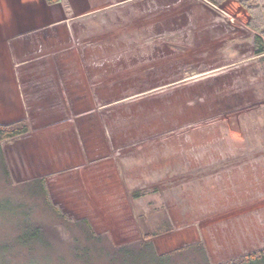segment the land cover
Masks as SVG:
<instances>
[{"label": "rangeland", "instance_id": "obj_1", "mask_svg": "<svg viewBox=\"0 0 264 264\" xmlns=\"http://www.w3.org/2000/svg\"><path fill=\"white\" fill-rule=\"evenodd\" d=\"M132 2L88 22L99 26L96 34L78 36L59 25L61 0H0V125L28 126L2 143L9 179L0 169V241L24 226L21 206L35 207L29 220L51 233L52 253L37 257L44 264H82L70 250L80 232L69 223L83 220L114 246L166 224L172 230L154 239L159 254L204 246L208 262L193 249L169 264H225L264 249V171L256 167L264 157V52L255 54L264 24L247 26L249 13L236 0H192L186 13L175 0ZM164 4L168 12L157 13ZM153 17L171 32L157 33ZM90 37L102 47L84 55L79 39ZM61 107L74 113L56 115ZM56 119L50 138L64 143L37 151L45 124ZM114 134L119 147L111 149ZM67 158L78 163L59 167ZM90 161L100 179L79 169ZM111 172L117 179L106 178ZM39 179L63 219L34 197ZM5 262L27 264L19 252Z\"/></svg>", "mask_w": 264, "mask_h": 264}, {"label": "trees", "instance_id": "obj_2", "mask_svg": "<svg viewBox=\"0 0 264 264\" xmlns=\"http://www.w3.org/2000/svg\"><path fill=\"white\" fill-rule=\"evenodd\" d=\"M46 4L53 5L60 0H44ZM214 6L220 5L224 1L228 0H206ZM239 5L249 13V21L247 26L252 28H259L264 24V0H236ZM257 38L255 54L259 55L264 52V45ZM21 121L20 123H12L7 125H0V169L5 177L9 179L8 169L5 163L4 155L2 151V143L12 138L20 137L28 132V126ZM34 197L42 199L45 206L50 208L52 213L56 216L62 217L61 212L55 207L49 200V192L46 188L45 180L39 179L34 181ZM34 184H31L30 187ZM144 193H137L135 196H143ZM9 202V200H7ZM10 203V202H9ZM18 206V205H17ZM18 209L25 215L26 221L24 226L17 227V235L12 238L10 242L0 241V264H5V261L12 258L15 252L23 254L27 264H44L37 257L44 258L54 248V242L52 238H49L51 233L47 230V226L40 222L30 221V213L33 212L35 207L30 210L24 209V207L18 206ZM63 219V217H62ZM71 228L77 229L79 236H69L71 241V252L73 258L82 264H90L94 258L102 261L101 264H169L173 257L179 255L181 252L189 250H201L202 257L208 262L206 257L204 246L196 243L190 244L185 247H181L175 250H171L165 253L159 254L156 251L154 239L160 235H163L172 230L170 224L155 229L151 232L147 231L143 233L141 240L114 246L108 243L104 235H98L92 229V226L88 224V221L70 222ZM16 232V231H15ZM81 236V238H79ZM82 239V240H81ZM84 243L82 244V242ZM107 243L108 246L102 244ZM52 250V251H51ZM35 257V258H31ZM40 262V263H39ZM201 264V262L199 263ZM225 264H264V249L256 251L254 253L246 254L240 258L234 259Z\"/></svg>", "mask_w": 264, "mask_h": 264}, {"label": "crops", "instance_id": "obj_3", "mask_svg": "<svg viewBox=\"0 0 264 264\" xmlns=\"http://www.w3.org/2000/svg\"><path fill=\"white\" fill-rule=\"evenodd\" d=\"M61 1H62V3H66V7H65V11L64 10L62 11V19H63V21L61 23H59V25H64L65 31L68 34H70V32L73 33V31H74V29L76 27L77 31L75 33H78V36H81V35H87V36H89V35H92V34L93 35L96 34V30H97V28L99 26H97L95 22H94V25H88V22H91L92 19H95V18L100 17V16H104V15L105 16H109V15H111L114 12L113 9L117 8V6L119 4L122 5V6L123 5L125 6L127 3H133L132 2L133 0H124V1H122L120 3L117 2V1H114V0H61ZM136 1H138V0H136ZM175 1L176 2H174L173 4H176L177 3V5H179V7L182 6V5H183V7H185V9H180V11L182 13L183 12L186 13V11L189 12L190 8L191 9H195V7H193V6H195V4L192 5V2H191L192 0H175ZM193 1H195V0H193ZM166 7L167 6L165 4L164 5H161L160 7H156L157 13L158 12H159V14H162L163 13V15H164V13H167L168 11L166 12ZM181 12H179V14ZM177 17H179V15L176 14L174 18H177ZM153 18H157V17H153ZM76 21H77V23H76ZM157 21H159L158 22V31L159 32H157V33L164 34L166 32L167 33L168 32H171L169 30L167 31V28H165V24L160 22L161 21L160 18H157ZM163 22H165V21H163ZM74 23H76V25ZM108 25H110V24H108ZM97 33H101V30L99 29L97 31ZM90 39L92 40V41H90V43H86V41L84 43V42H82L83 41L82 39H79L80 40L79 41L80 47L78 48V50H80L81 52H83L84 55H85L86 52L88 53V52H92V51L95 52V51L101 50L102 44L98 43L99 41H97V40L94 41L92 39V37H90ZM165 44L166 43L163 42V44H161V46H164ZM108 48H109V50H111V46L108 47ZM164 48H165V46H164ZM71 51L72 50H69L68 52H71ZM82 61H83L84 64H87L86 61H84V59ZM54 65H55V62L53 64V66ZM92 77H94V76L93 75L91 76V79H89L90 80L89 82H92L93 83L94 80L96 81L97 79L94 78V80H93ZM63 80L64 79L62 78V81ZM61 87H62V92H63L64 97H66V98L68 97L69 98L70 97L69 96V93H68V92H70L69 91L70 90L69 87H67V88H65L64 86H61ZM97 93H100V90H97V91L95 90V95ZM84 94H85L84 93V87L81 90H79V91H75L74 96H76V97L75 98L72 97L73 98V101H75L76 98H81V97H79V95H81L82 97L85 96ZM97 95L99 96V94H97ZM19 109H20V111H22L23 107L20 106ZM71 109L68 108V107H61V108H57V109L55 108L54 111H55V113H57L56 115H58V114H61L62 115V113L63 114H69V110H71ZM52 110L50 112H52ZM70 112H73V111L71 110ZM68 120H69V118H68ZM59 121H61V120H59ZM59 121H58V119H56L55 121H51L48 124H45L44 130L46 128H48V127H51L53 125H56ZM46 131H48V132H46L44 134L45 136L40 137L39 138L40 140H38V142H40V145H39L38 142L36 143L38 145V147L36 148L37 151H39L41 148H43V150L45 148L50 150L53 145L51 146V148H48V147H50V145L52 143L54 145H56V144L58 145V143L59 144L60 143H64V140L65 139L63 138V136L62 137L60 136L61 138H58V137H56V138H50V137H52V136H50V133H49V131H51L50 128H48V130H46ZM114 135H112V137H111V146H109L111 149H114V147H117L119 145L118 142H117L119 139H118V137H117L116 134H114ZM62 138H63V140H62ZM72 139H74V138H72ZM30 146H32V145H30ZM100 146H103V145H100ZM75 149H76V147H75ZM35 151L36 150H34V153L33 154H36L37 153V151L36 152ZM31 154H32V152H31ZM61 156H65V155H61ZM67 157H68V155H67ZM69 158H67V160L66 159L65 160L63 159L64 160L63 162H57V163H59L58 164L59 167H64L65 166L66 168H72L71 165H75V164L78 163V162H74V161H72L71 163H69L68 162L69 161L68 160ZM75 158L72 157L70 159L72 160V159H75ZM88 164L90 166H87L86 168H85V165L84 164L81 165L82 167L81 166L79 167V169L80 168H84L83 170H81V171H84L82 174L84 176L87 175V174H91V175H93L92 178H98V179H100L102 176H101V174L97 173V172L100 171V170H98L100 166L98 167V166L95 165V164H97V161H94V162L93 161H90ZM92 164H94L95 166L92 165ZM256 167H257L258 170L264 171V157H259V158L257 157V166ZM74 169L79 170L78 168H74ZM67 170H64V173ZM113 175L115 176V179H117V177H116L117 175L115 173H113V172H111L110 176H107L106 178L113 179V177H111ZM93 180L90 181L89 183L86 182V181H85V183L83 182L84 183V186H88L89 184L91 186H95L96 183H95V180L94 181ZM261 184H263V183L257 184V186L258 185L260 186ZM88 188H89V186H88Z\"/></svg>", "mask_w": 264, "mask_h": 264}, {"label": "built area", "instance_id": "obj_4", "mask_svg": "<svg viewBox=\"0 0 264 264\" xmlns=\"http://www.w3.org/2000/svg\"><path fill=\"white\" fill-rule=\"evenodd\" d=\"M264 41V40H263Z\"/></svg>", "mask_w": 264, "mask_h": 264}]
</instances>
